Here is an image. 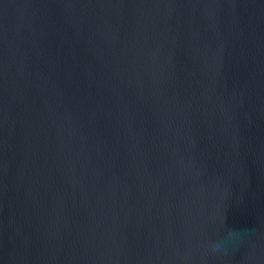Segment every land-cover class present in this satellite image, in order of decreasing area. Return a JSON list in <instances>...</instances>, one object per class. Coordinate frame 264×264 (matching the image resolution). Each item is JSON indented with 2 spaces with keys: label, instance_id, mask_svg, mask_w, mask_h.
I'll return each mask as SVG.
<instances>
[{
  "label": "water",
  "instance_id": "obj_1",
  "mask_svg": "<svg viewBox=\"0 0 264 264\" xmlns=\"http://www.w3.org/2000/svg\"><path fill=\"white\" fill-rule=\"evenodd\" d=\"M0 264H264V0H0Z\"/></svg>",
  "mask_w": 264,
  "mask_h": 264
}]
</instances>
